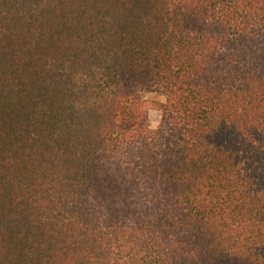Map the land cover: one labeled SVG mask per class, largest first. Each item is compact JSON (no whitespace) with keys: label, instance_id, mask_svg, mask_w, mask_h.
<instances>
[{"label":"trees","instance_id":"16d2710c","mask_svg":"<svg viewBox=\"0 0 264 264\" xmlns=\"http://www.w3.org/2000/svg\"><path fill=\"white\" fill-rule=\"evenodd\" d=\"M0 264H264V0H0Z\"/></svg>","mask_w":264,"mask_h":264},{"label":"rangeland","instance_id":"374dc122","mask_svg":"<svg viewBox=\"0 0 264 264\" xmlns=\"http://www.w3.org/2000/svg\"><path fill=\"white\" fill-rule=\"evenodd\" d=\"M143 98L146 100L151 127L157 128L162 117V112L159 110V105L165 101V97L159 93L147 92L143 94Z\"/></svg>","mask_w":264,"mask_h":264}]
</instances>
